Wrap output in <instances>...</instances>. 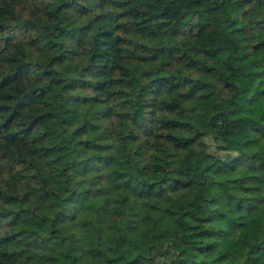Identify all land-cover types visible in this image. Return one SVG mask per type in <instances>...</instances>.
Listing matches in <instances>:
<instances>
[{"label":"trees","instance_id":"1","mask_svg":"<svg viewBox=\"0 0 264 264\" xmlns=\"http://www.w3.org/2000/svg\"><path fill=\"white\" fill-rule=\"evenodd\" d=\"M261 97L264 0H0V264H264Z\"/></svg>","mask_w":264,"mask_h":264},{"label":"rangeland","instance_id":"2","mask_svg":"<svg viewBox=\"0 0 264 264\" xmlns=\"http://www.w3.org/2000/svg\"><path fill=\"white\" fill-rule=\"evenodd\" d=\"M233 56H234V55H233ZM233 56H232V58L234 59ZM263 104H264V98L261 97V98L255 103V106H254V108L250 111V113L255 112V111L257 110V108H258L259 106L263 105ZM244 112H246V111H243L242 114H246V113H244Z\"/></svg>","mask_w":264,"mask_h":264}]
</instances>
